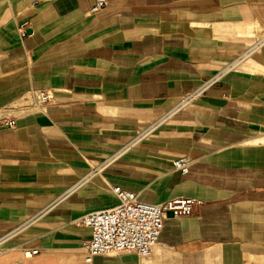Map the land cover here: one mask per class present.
<instances>
[{"label":"crops","instance_id":"obj_1","mask_svg":"<svg viewBox=\"0 0 264 264\" xmlns=\"http://www.w3.org/2000/svg\"><path fill=\"white\" fill-rule=\"evenodd\" d=\"M96 1L0 0V264H264V0ZM114 186L198 203L87 262Z\"/></svg>","mask_w":264,"mask_h":264},{"label":"built area","instance_id":"obj_2","mask_svg":"<svg viewBox=\"0 0 264 264\" xmlns=\"http://www.w3.org/2000/svg\"><path fill=\"white\" fill-rule=\"evenodd\" d=\"M106 4V0H97L92 8L97 11ZM22 33H26L23 29ZM47 89L38 90L41 102L52 99ZM9 127L16 125V119L5 121ZM264 144V136L262 137ZM191 160L186 156L175 159L174 165L183 173L187 172ZM119 202L108 208L92 211L81 218V223L90 229L91 236L85 243L86 261L91 262L95 256L108 253L135 252L142 257L149 256L160 241L164 219L169 212L173 215L190 214L197 199L176 196L159 203H148L138 199L137 193L113 187ZM38 249L26 251V255L37 253Z\"/></svg>","mask_w":264,"mask_h":264},{"label":"water","instance_id":"obj_3","mask_svg":"<svg viewBox=\"0 0 264 264\" xmlns=\"http://www.w3.org/2000/svg\"><path fill=\"white\" fill-rule=\"evenodd\" d=\"M168 214L172 215L173 213L172 212H169Z\"/></svg>","mask_w":264,"mask_h":264},{"label":"bare ground","instance_id":"obj_4","mask_svg":"<svg viewBox=\"0 0 264 264\" xmlns=\"http://www.w3.org/2000/svg\"><path fill=\"white\" fill-rule=\"evenodd\" d=\"M29 255V254H28Z\"/></svg>","mask_w":264,"mask_h":264}]
</instances>
